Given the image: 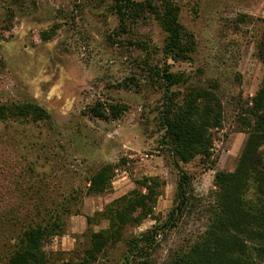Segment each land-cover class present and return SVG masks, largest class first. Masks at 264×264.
<instances>
[{"label":"rangeland","instance_id":"obj_1","mask_svg":"<svg viewBox=\"0 0 264 264\" xmlns=\"http://www.w3.org/2000/svg\"><path fill=\"white\" fill-rule=\"evenodd\" d=\"M134 1L155 9L163 3ZM172 1L194 36L191 62L167 58L166 33L155 15L122 32L112 0H0V106L30 102L48 115L0 118V264L20 234L38 225L50 231L39 251L42 264H125L129 242L155 220H129L115 239L107 218L115 208H106L144 179L156 180L147 183L159 193L154 217H167L177 175L159 150L161 91L144 61L171 72L211 66L233 72L223 82L226 117L213 135L214 167L195 158L183 169L202 203L216 190L215 173L234 170L247 138L234 122L235 105L251 100L264 76V0ZM97 105L108 114V105L124 110L103 120L92 117ZM106 167V189L91 192V178ZM205 223L199 209L190 210L140 260L168 264Z\"/></svg>","mask_w":264,"mask_h":264},{"label":"trees","instance_id":"obj_2","mask_svg":"<svg viewBox=\"0 0 264 264\" xmlns=\"http://www.w3.org/2000/svg\"><path fill=\"white\" fill-rule=\"evenodd\" d=\"M112 1L122 32L140 19L155 15L166 33L164 53L167 58L193 61L194 36L180 22L175 2L161 0L162 6L155 9L149 1ZM262 42L259 54L264 60V39ZM144 65L161 91L158 124L162 134L158 144L159 150L168 153L176 171V198L164 220L155 218L153 211L159 193L147 185L150 180L156 181L150 178L106 208H115L107 215L111 228L116 229L115 239L129 220L137 223L148 216L155 220L151 229L129 242L125 264H144L140 259L146 256L148 248L194 208L205 216V227L189 247L171 256L168 264H264V76L254 97L249 101L238 100L235 105L234 122L247 135L237 164L231 172L215 173L216 190L208 202L202 203L193 192L190 175L183 164L199 158L206 168L214 167L213 135L223 127L226 117L223 82L233 79V72L218 66L171 72L167 65L161 68L157 64L148 65L147 61ZM107 110L109 114L99 110L97 105L93 107L92 117L114 120L124 109L108 105ZM8 113L32 121L48 118L44 109L30 102L1 105L0 118ZM107 171L106 167L91 178V192L106 189ZM46 229L47 226L39 225L26 228L13 245L6 264H42L39 251L47 231L50 232Z\"/></svg>","mask_w":264,"mask_h":264}]
</instances>
